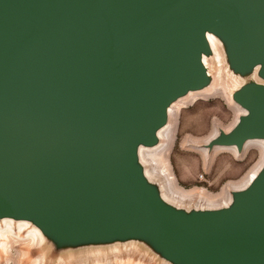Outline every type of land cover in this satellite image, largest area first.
<instances>
[{
    "label": "water",
    "instance_id": "water-1",
    "mask_svg": "<svg viewBox=\"0 0 264 264\" xmlns=\"http://www.w3.org/2000/svg\"><path fill=\"white\" fill-rule=\"evenodd\" d=\"M264 79V0H0V217L57 247L139 239L172 264H264V167L226 208L162 203L136 165L168 105L207 83L206 32ZM207 148L264 138V84Z\"/></svg>",
    "mask_w": 264,
    "mask_h": 264
},
{
    "label": "rangeland",
    "instance_id": "rangeland-1",
    "mask_svg": "<svg viewBox=\"0 0 264 264\" xmlns=\"http://www.w3.org/2000/svg\"><path fill=\"white\" fill-rule=\"evenodd\" d=\"M219 51L220 59L229 70L224 50L219 48ZM217 65L210 64L211 70L216 69ZM226 74L224 70L225 79H228ZM255 82V78L251 76L243 77L236 83L229 80L228 98L243 86ZM233 119L234 111L222 97L218 96L199 99L180 110L169 165L178 186L185 193L194 195L190 199L180 201L179 206L186 210H203L219 203L224 204L227 191L243 185L240 183L258 162L260 153L254 147L242 154L241 158H236L227 150L217 151L207 158L202 155L201 148L198 146L203 145L204 140L212 136L216 128L230 129ZM147 159H149L150 169L156 166L155 162L150 160L151 158L147 156ZM158 164L157 172L153 171L155 177L157 176L153 182L166 190L167 195L171 197L173 195L168 193V180L162 172V164L159 162ZM222 192L225 199L219 203L206 199H217ZM26 243L25 241H19L18 245L10 243V252L5 259L2 255L0 256V264H20L21 258L24 259L21 264H33L32 260H35V257L36 264H99V261H110L111 264H164V262L172 264L148 242L139 239L65 247H57L46 240L43 247L34 251L26 248ZM38 256L41 259H38Z\"/></svg>",
    "mask_w": 264,
    "mask_h": 264
},
{
    "label": "bare ground",
    "instance_id": "bare-ground-1",
    "mask_svg": "<svg viewBox=\"0 0 264 264\" xmlns=\"http://www.w3.org/2000/svg\"><path fill=\"white\" fill-rule=\"evenodd\" d=\"M206 39L208 42L209 49L211 51V56L207 55L206 52H202L201 55V65L207 76V83L204 87L198 90H188L184 95L177 97L174 99L167 107L166 122L160 126L155 132L156 143L153 145H145L139 144L137 147V159L136 165L141 169L142 176L147 184H152L155 174L154 170L157 172L158 162L162 164V172L165 174L166 179L168 180V193H171L173 196L169 197L167 195V191L163 190L159 187V198L163 204L167 206H172L178 210L185 211L186 209L179 206L181 200L190 199L194 195L185 193L177 184L174 174L170 170L169 165V156L173 150L175 138H176V129H177V120L178 114L180 110L199 99L203 98H211V97H222L226 104L234 111V119L233 124L230 129L224 130L220 128H216L214 134L209 136L204 140L203 145H199L198 148H201V152L203 156L209 157L212 153L221 150H227L236 158H241L242 154H245L249 149L256 148L259 153V160L256 165L250 170V172L246 175L244 180L240 183L243 184L238 187H234L231 191H227V199L223 201L225 198L223 197V192L221 196L217 199L210 200L206 198L208 201L213 203H219L223 201L224 204L211 206L205 208L203 210H213V209H221L226 208L232 202V191H241L245 190L253 183V181L257 178L259 173L264 167V138L259 139H249L243 145L241 151L237 149L236 146H224V145H216L212 149H208L207 145L212 140L217 138L220 134V131L225 133H229L238 123L241 116L246 115L248 112L244 108H242L239 104L235 103L232 99V95L228 98L227 96V88L229 86V80L233 83L239 82L242 78L239 74L233 73L231 70H227V66L223 64V61L220 59L221 54L219 48L224 44L222 36L214 31L206 32ZM212 60V62H210ZM210 64L216 65V69L210 68ZM213 67V66H212ZM224 70H226V76L228 79H225ZM252 73L249 77H254L256 82L259 84H264V79H261L258 75L259 65L255 66L252 69ZM196 150V149H195ZM147 156L151 158L150 160L155 162L156 166L149 168V159ZM158 161V162H157ZM158 164V165H157ZM161 173V172H160ZM167 182V181H166ZM178 204V205H177ZM200 210V209H198ZM188 211V210H186ZM185 211V212H186ZM19 241L27 242L25 244L26 248L37 250L41 246L43 247L46 244V237L41 231V229L35 225L32 220H28L26 218H16L14 216H2L0 217V256L2 255L5 259L7 254L10 252L11 244L18 245ZM31 245H35V247H31ZM38 259H41L38 256ZM24 259L21 258V263ZM37 258L32 260L33 264H36ZM20 263V264H21ZM10 264V263H9ZM99 264H111L110 261L100 262ZM164 264H167L164 262Z\"/></svg>",
    "mask_w": 264,
    "mask_h": 264
}]
</instances>
